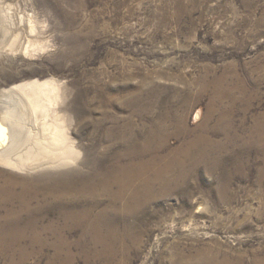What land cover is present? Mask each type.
Here are the masks:
<instances>
[{
	"label": "rangeland",
	"instance_id": "1",
	"mask_svg": "<svg viewBox=\"0 0 264 264\" xmlns=\"http://www.w3.org/2000/svg\"><path fill=\"white\" fill-rule=\"evenodd\" d=\"M34 80L12 125L77 156L0 163V264H264V0H0V90Z\"/></svg>",
	"mask_w": 264,
	"mask_h": 264
},
{
	"label": "bare ground",
	"instance_id": "2",
	"mask_svg": "<svg viewBox=\"0 0 264 264\" xmlns=\"http://www.w3.org/2000/svg\"><path fill=\"white\" fill-rule=\"evenodd\" d=\"M57 89L58 87L55 82H48V81L39 82L37 80H34V81L27 82V83H24V84L15 86V87H11V88L9 87L7 89L0 90V102L2 103V105H0V115L2 114L1 115L2 117H0V119H2L3 122H5L6 120L8 123V124L6 123L9 126L7 127L6 132L8 131V128L12 132L11 137H10L11 139L9 138L10 140L9 145H7L6 147H2L1 142H0V163L10 164L11 166H17V167L19 166L22 168L25 167V168L30 169V168L49 166V165L70 164L72 163V161L75 160L76 158L75 156H77V151L74 150L75 149L74 141H71V139L69 138V135L66 132L67 124L64 122L63 119H61V117H57L55 121L53 122V124H48V123L42 124L40 128H38L37 133L35 132L36 134L35 133L33 134L32 133L33 131L31 132L30 131L31 129L27 128L24 125L19 126V128L17 127V125H15V123H14V126L12 125L14 117L19 116L20 110L28 111L26 110L25 107H27V109H29L30 107H33L36 110H39L42 108L43 111H50L51 106H52L51 105L52 101L51 99L48 100L49 96L46 95L45 91H56ZM27 90H30L31 94L29 92L27 93ZM36 91L37 93H35ZM195 118H197V114L195 115ZM32 126L34 127L35 125H31L30 128H32ZM25 127L28 129L27 131L24 129ZM48 129L50 130V132L47 131ZM15 146L18 148L17 150H20L22 152L18 151V153L17 152L15 153L14 152ZM160 176L161 174L158 175V177ZM27 178L22 177L23 180L21 183V189H22L23 194H29V192L34 191L33 187H31L30 182H28V180L25 181V179ZM161 178H165V177L161 176ZM159 179L160 178H155V177L152 178L153 181L159 180ZM9 181L11 183H9V185L7 186V190L10 193L9 199H11L12 197H15V194L13 193L12 188L16 187L18 184L13 183L12 180H9ZM132 181L133 180L126 179L127 183L132 184L131 183ZM141 181H143V179ZM122 183H125V181L123 180ZM147 183H148V180L143 181V183L140 185H142V188H143ZM85 184L88 187L87 188L82 187L83 192H85L86 189L88 188L93 189L94 187V186L91 187L87 183ZM146 187L148 186L146 185ZM1 188L2 186H0V189ZM119 188L120 190L118 191L120 192L124 191L122 184L119 185ZM135 190L137 192L141 191L140 188H136ZM2 191H5V189H2ZM57 196L54 195V197H57ZM20 206H21V203H20ZM22 207H25V205L23 204Z\"/></svg>",
	"mask_w": 264,
	"mask_h": 264
}]
</instances>
